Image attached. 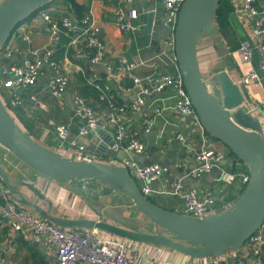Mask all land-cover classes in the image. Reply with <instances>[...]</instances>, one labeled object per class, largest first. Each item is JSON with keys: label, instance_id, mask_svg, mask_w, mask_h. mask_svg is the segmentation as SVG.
Segmentation results:
<instances>
[{"label": "crops", "instance_id": "0c3cea01", "mask_svg": "<svg viewBox=\"0 0 264 264\" xmlns=\"http://www.w3.org/2000/svg\"><path fill=\"white\" fill-rule=\"evenodd\" d=\"M74 1L85 8V13L91 10L95 21L100 26V36L106 46V60L114 61L122 56L131 60L138 58L145 60V64L136 67L133 71L134 75L140 78H146L167 69V66L164 65V60L160 59L159 56L164 49V40L168 35L162 25L148 33L147 30L144 31L142 29L144 24L141 23L140 17H138L132 20V23L137 25V29L131 33L123 34L113 23V14L115 9L120 6V0ZM238 1L240 0H232V3ZM133 6H145L149 10L155 9L161 12L162 0H135ZM44 9H47L56 18L64 14H72L68 12L63 0H57ZM44 9L37 11L28 20L17 26L29 33L32 46L34 47L52 46L50 35L44 29V21L41 14ZM230 13L233 15L232 34L228 38H225L220 33L216 24H213L211 32L206 34L197 45L199 68L209 84L214 82L215 74L221 70H225L233 81L242 83L240 80L245 72L250 67H257L261 57L264 56L254 49L250 62H240L237 48L242 41H252L249 35L250 30L236 15L231 11ZM155 26L157 24L154 21L151 27ZM15 60L16 58L13 57L6 62L9 64ZM58 61L63 72L69 77V87L62 98H55L48 91L47 80L51 75L49 69L35 85L29 88H21V90L15 88V92L19 95L24 115L34 120L35 126L30 135L41 144L71 159L96 160L106 163L115 162L122 165V161L114 157L113 148H106V151L97 148L98 135L77 137L80 123L73 117L70 99L81 90L86 89L84 91L86 92L88 90V88H85L87 87L86 82L89 83L88 81L93 78H96L98 83L113 87L114 91L111 89L114 94L112 102L115 106L131 101L135 98L136 91L132 89H115L113 86L114 82L107 77L102 65H90L86 60H77L74 57L65 56V54ZM122 83L128 87L132 82L126 77ZM245 86L251 99L250 103L246 105L247 110L259 120L264 137V104L262 103L264 101V77L259 81H250ZM11 90L10 87H5L4 83L0 81V93L4 102L10 100ZM31 93L35 94V101L30 100L29 95ZM115 93L117 97H115ZM87 98L85 99L100 116V127L101 124H105V128L112 130L115 135V126L106 122V117L110 110L108 103L105 105L98 102L91 95L87 96ZM145 100L143 113L147 117L154 118L153 126L150 129L153 132V138L151 147H148L146 138L144 135L141 136L146 144V149L143 153L137 155H141L145 164L155 162L166 165L168 168L164 175L151 183L152 191L149 196L157 198L156 202L162 207L174 210L182 204V200L178 196H165L158 191L169 188L174 181H179L183 187L187 189L195 188L200 194L221 190L227 196L226 201L228 203L225 206L235 201L238 198L234 196L238 193L240 180L237 172L232 170L234 157L227 154V162L222 165L221 169L227 170L231 174L224 177L220 182L217 180L218 175L214 177L217 172L215 169L198 178L188 176V171L196 164V154L203 142L200 127L191 116L184 117L174 110V94L170 88L153 91ZM155 106L163 109L160 115L154 114L153 108ZM141 119L140 114L129 112L124 115L123 123L127 136L134 131L140 130ZM68 123L70 124L69 139H79L82 143H85L88 149L87 154L85 152L79 153L76 149L66 144L61 146L59 143L55 126ZM177 133H180L183 137L182 141L176 138ZM205 136L210 146L218 149L225 148L221 142L213 137ZM236 164L238 166L239 162H236ZM0 166L5 170L11 184L15 185L19 192L15 199L17 205L23 209L35 213H39V210L42 209L49 214L68 218L91 217L99 219L100 216L98 217L91 204L81 198L73 185L53 180L34 171L11 155L2 146H0ZM22 183H28L33 186L37 190V194ZM3 187L5 188V185L0 178V190ZM22 197L24 198V203L18 201ZM2 202L3 198L0 195V204ZM132 212H135L134 208H132ZM134 215L146 221L140 213H134ZM123 241L127 244L129 250L135 253L138 264H198L206 260V258L191 259L182 253L164 247L130 241L124 238ZM230 255L231 258L225 264H236L237 260L251 264L252 258L246 253L243 246ZM54 259L53 246H40L28 241H21L20 235L11 232L7 227H0V264H52ZM260 260L261 264H264V246L261 247Z\"/></svg>", "mask_w": 264, "mask_h": 264}, {"label": "water", "instance_id": "95a60500", "mask_svg": "<svg viewBox=\"0 0 264 264\" xmlns=\"http://www.w3.org/2000/svg\"><path fill=\"white\" fill-rule=\"evenodd\" d=\"M49 1H0V46L21 20ZM219 1L185 0L182 3L174 30L175 54L184 87L203 129L235 155L232 170L238 160L247 166L250 179L242 194L220 211L202 217L164 208L156 202L157 198L140 191L139 181L129 170L131 162L145 164L141 155L127 153L121 148L113 150L114 157L121 160L122 165L71 159L41 144L23 130L0 96V146L34 171L73 185L100 217L68 218L42 209L36 212L39 216L62 228L98 229L135 242L168 248L191 259L234 253L260 228L264 221L261 124L247 110L246 105L251 99L245 84L233 81L225 70L218 71L214 82L209 84L197 59L198 42L211 32ZM158 12L145 6L140 9L144 31L150 33L161 27V12ZM152 21L157 26L151 27ZM94 134L99 137L97 148L102 151L113 148L116 143L113 131L105 128V124L90 130L86 136ZM143 135L147 146L151 147L153 132H143ZM226 162L224 159L215 165L214 177L220 174ZM0 178L15 199L19 192L1 166ZM22 184L37 194L33 186ZM18 201L25 202L23 197ZM134 213H140L146 221Z\"/></svg>", "mask_w": 264, "mask_h": 264}, {"label": "built area", "instance_id": "2783aa9c", "mask_svg": "<svg viewBox=\"0 0 264 264\" xmlns=\"http://www.w3.org/2000/svg\"><path fill=\"white\" fill-rule=\"evenodd\" d=\"M134 1L120 0V6L114 11L113 23L123 34L131 33L137 29V25H134L132 20L140 16L142 6H133ZM184 1L162 0L161 25L166 29L168 35L164 40V49L159 56L164 60L167 69L146 78L137 77L133 73L136 67L145 64V60L141 58L131 60L122 56L114 61L106 60V46L100 36L101 29L91 10L80 18L73 14L55 18L47 9H44L41 12L44 29L50 35L52 46H32L29 33L21 27H17L0 46V81L4 83L5 87L12 89L11 105L17 106L21 103L15 88H29L35 85L47 69L51 71L47 80L48 91L55 98H62L65 95L69 87V77L63 72L59 61L54 57L55 51L64 46L65 56L70 49L75 58L86 59L90 65H102L107 77L114 82L115 89L136 91V96L131 101L115 106L112 102L114 94L110 85H101L96 82V78L88 81L99 91V99L109 105L110 110L106 122L115 126L114 150L121 148L133 155L144 152L146 144L141 136H143V132H150L154 123L153 117H147L143 113L145 99L153 91L170 88L174 94V110L184 117L191 116L200 127L203 138L202 146L196 154V164L188 171L187 175L198 178L211 172L218 162L227 160V154L230 155V153L226 148L218 149L209 145L205 136L209 135L203 129L191 104L190 96L184 87L183 76L175 54L174 40L178 13ZM229 1L232 4L231 12L250 30L249 35L252 41H242L237 48L240 62L248 63L252 59L254 49L264 55V0H240L233 3L232 0ZM153 24L152 21L151 26ZM63 37L67 39L65 43H61ZM13 57L16 60L7 64L8 60ZM126 77L132 82L128 87L122 83ZM262 77H264V56L261 57L257 67H250L245 72L240 82L248 84L250 81H259ZM29 98L32 101L36 100L34 93H31ZM262 103L264 104V101ZM70 105L73 117L80 123L77 137L81 138L89 130L100 126L99 114L84 97L75 93L70 99ZM162 110L157 106L153 108L155 115H160ZM129 112L140 114L142 119L140 130L127 136L123 119L124 115ZM69 125L68 123L55 126L59 143L61 146L66 144L79 153L87 154L88 149L85 143L79 139H69ZM176 138L180 141L183 140L180 133H177ZM129 170L132 176L139 181L140 191L149 196L152 191L151 183L164 175L168 168L159 163L139 165L136 162H131ZM229 174H231L229 171L221 169L217 180L220 182ZM237 175L240 183L238 193L234 197L240 196L250 179L245 167ZM158 192L165 196H178L182 200V204L174 210L192 216L202 217L218 212L228 203L227 196L221 190L200 194L195 188L183 187L179 181L172 182L169 188L161 189ZM0 195L3 198V203L0 204V227H7L11 232L20 235L24 241L35 245L53 246L55 262L52 264H138L135 253L129 250L122 237L98 229L62 228L37 213L18 206L6 187L0 190ZM263 246L264 221L243 245L246 253L252 258L251 264H261L260 255ZM230 256V254H223L209 257L198 264H225L231 258ZM236 264L246 263L237 260Z\"/></svg>", "mask_w": 264, "mask_h": 264}, {"label": "trees", "instance_id": "16d2710c", "mask_svg": "<svg viewBox=\"0 0 264 264\" xmlns=\"http://www.w3.org/2000/svg\"><path fill=\"white\" fill-rule=\"evenodd\" d=\"M56 1L57 0H51L48 3H46V4L42 5L41 7H39L38 9L32 11L27 17H25L23 20H21L15 26L14 30L22 22L28 20L31 16H33L37 11H39V10L41 11L44 8H48L50 6V4H52L53 2H56ZM63 1H64V4L68 8V12L72 13L76 17L80 18V17H82L85 14V8L83 6L78 5L74 0H63ZM231 8H232V4H231V2L229 0H220L219 3H218L217 12H216V16H215V19H214V24H216V26H218L220 33L225 38H228L232 34L231 29H232L233 15L230 13ZM66 40L67 39L63 37L61 43H65ZM64 50H65V47L61 46L59 49H57L55 51L56 53H55L54 57L57 60L61 59L64 56ZM67 55L70 56V57H74L73 53H72V51L70 49L67 51ZM77 60H86V59L79 58ZM100 84L104 85V83H100ZM86 86L87 87H85V88H88V90L86 92H84L86 89L85 90H81L78 93L79 95L85 97L86 99H88L87 96L91 95L92 98H94L96 101L101 102V103H103L105 105L107 104L105 101L99 99V91L93 85H91V84L86 82ZM111 89L113 90V87ZM0 96L2 97L1 93H0ZM115 97H117L116 93H115ZM5 105H6L7 109L10 111L11 115L13 116V118L21 126V128L23 130L27 131V133L31 134V132H32L34 126H35L34 125V120L29 119V118H27L24 115L23 109L21 108V105L19 104L17 106H12L11 103H10V100H7L5 102ZM91 107H92V105H91ZM208 135L211 136L210 134H208ZM229 153L234 158H236L235 155L231 151H229ZM237 162H239V165L237 166V164H235L236 166H235L233 172L240 173L242 171L243 167H244V164L240 160H238ZM20 240L24 241L21 238V236H20Z\"/></svg>", "mask_w": 264, "mask_h": 264}, {"label": "rangeland", "instance_id": "374dc122", "mask_svg": "<svg viewBox=\"0 0 264 264\" xmlns=\"http://www.w3.org/2000/svg\"><path fill=\"white\" fill-rule=\"evenodd\" d=\"M211 88H212V90L214 91V92H216L217 90L215 89V87L214 86H212L211 85ZM223 145V144H222ZM224 147H225V145H223ZM226 148V147H225ZM227 149V148H226ZM228 150V149H227ZM245 167V169L247 170V166H244ZM248 171V170H247Z\"/></svg>", "mask_w": 264, "mask_h": 264}, {"label": "bare ground", "instance_id": "6f19581e", "mask_svg": "<svg viewBox=\"0 0 264 264\" xmlns=\"http://www.w3.org/2000/svg\"><path fill=\"white\" fill-rule=\"evenodd\" d=\"M89 131H90V130H89ZM89 131H88V132H89ZM88 132H87V133H88ZM87 133H86V134H87ZM129 164H130V163H129Z\"/></svg>", "mask_w": 264, "mask_h": 264}]
</instances>
